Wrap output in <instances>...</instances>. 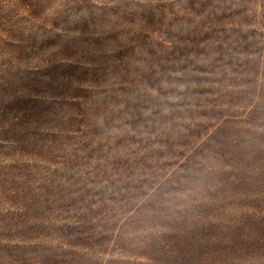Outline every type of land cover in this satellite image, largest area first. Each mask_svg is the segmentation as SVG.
<instances>
[{"label": "trees", "instance_id": "1", "mask_svg": "<svg viewBox=\"0 0 264 264\" xmlns=\"http://www.w3.org/2000/svg\"><path fill=\"white\" fill-rule=\"evenodd\" d=\"M0 264H264V0H0Z\"/></svg>", "mask_w": 264, "mask_h": 264}, {"label": "rangeland", "instance_id": "2", "mask_svg": "<svg viewBox=\"0 0 264 264\" xmlns=\"http://www.w3.org/2000/svg\"><path fill=\"white\" fill-rule=\"evenodd\" d=\"M48 62V60H47V58H43L42 60H40V63H47Z\"/></svg>", "mask_w": 264, "mask_h": 264}]
</instances>
